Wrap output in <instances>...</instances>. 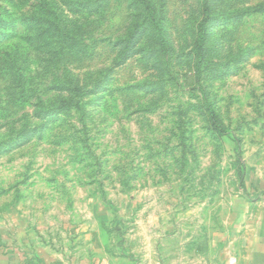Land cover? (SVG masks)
Returning a JSON list of instances; mask_svg holds the SVG:
<instances>
[{
    "label": "rangeland",
    "instance_id": "374dc122",
    "mask_svg": "<svg viewBox=\"0 0 264 264\" xmlns=\"http://www.w3.org/2000/svg\"><path fill=\"white\" fill-rule=\"evenodd\" d=\"M138 1L0 0V226L61 264L221 249L263 181L264 0Z\"/></svg>",
    "mask_w": 264,
    "mask_h": 264
},
{
    "label": "crops",
    "instance_id": "0c3cea01",
    "mask_svg": "<svg viewBox=\"0 0 264 264\" xmlns=\"http://www.w3.org/2000/svg\"><path fill=\"white\" fill-rule=\"evenodd\" d=\"M251 183L252 197L239 210V224L229 225L221 249L220 238H215L205 248L188 252L189 243L184 240L178 256L169 250L159 254L153 249L143 264H228L231 258L237 264H264V174L263 181ZM12 226L9 231L0 226V264H61L50 251L26 238V225Z\"/></svg>",
    "mask_w": 264,
    "mask_h": 264
},
{
    "label": "trees",
    "instance_id": "16d2710c",
    "mask_svg": "<svg viewBox=\"0 0 264 264\" xmlns=\"http://www.w3.org/2000/svg\"><path fill=\"white\" fill-rule=\"evenodd\" d=\"M138 2L141 6L143 5L144 8H151V5L148 0H139ZM33 4H32L33 9L26 15H23V18L27 20H31L34 23V25L37 27H40V25L44 24L45 22L52 24L53 16L46 13L45 5H42L43 4L42 0L39 1L36 0V2H34ZM205 11H208V9L206 8ZM43 15H49V20L46 19L44 22ZM207 15L208 12L205 15V17L202 19V22L200 23L201 29H203L204 32H205L206 22L209 20V18H206ZM197 72L199 74V71ZM87 90L88 89H84V87L79 85L74 86L73 93L69 97L64 98L63 102L65 103L62 104L61 108H66L67 106L69 108H76V107L78 108L80 106L78 98L79 96L82 97L83 95H85L87 93ZM211 114H214L213 111Z\"/></svg>",
    "mask_w": 264,
    "mask_h": 264
},
{
    "label": "built area",
    "instance_id": "2783aa9c",
    "mask_svg": "<svg viewBox=\"0 0 264 264\" xmlns=\"http://www.w3.org/2000/svg\"><path fill=\"white\" fill-rule=\"evenodd\" d=\"M228 264H237L235 258H231Z\"/></svg>",
    "mask_w": 264,
    "mask_h": 264
}]
</instances>
